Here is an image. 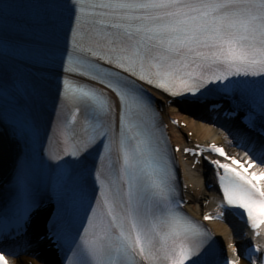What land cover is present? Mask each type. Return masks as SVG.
Masks as SVG:
<instances>
[{
	"label": "snow or ice",
	"instance_id": "6c2138e0",
	"mask_svg": "<svg viewBox=\"0 0 264 264\" xmlns=\"http://www.w3.org/2000/svg\"><path fill=\"white\" fill-rule=\"evenodd\" d=\"M24 65L52 69L54 95L30 79L21 93ZM0 73V123L11 138L0 141V161L18 149L0 244L38 226L47 194L56 211L44 217L40 238L63 254L61 264H264V140L249 135L264 138V0L6 3ZM152 90L170 98L165 106L227 98L228 115L243 111L247 131L229 135L248 168L215 144L208 155L184 151L213 166L225 202L217 218L238 216L254 243H230L226 254L183 211L172 154L180 149H170ZM17 255L0 247V264Z\"/></svg>",
	"mask_w": 264,
	"mask_h": 264
},
{
	"label": "bare ground",
	"instance_id": "6f19581e",
	"mask_svg": "<svg viewBox=\"0 0 264 264\" xmlns=\"http://www.w3.org/2000/svg\"><path fill=\"white\" fill-rule=\"evenodd\" d=\"M166 113L187 124V128L173 129L172 137L175 144L186 145L187 141L185 134L191 131L193 132V140L196 139L199 142H206L208 144L215 142L233 150V142L230 135L224 133L219 128L205 123L202 120L204 118L203 111L195 113L188 110H181L177 106H171L167 109ZM8 158L9 153L4 160L0 161V172L3 166H5V162H7ZM196 171L197 172L192 173L191 179L187 183V194L191 198V203L188 208L195 214H201L211 210L217 204L218 199L215 188L208 189L205 187V182L207 184L212 183L211 175L207 174L208 172L205 173V170L201 167H197ZM210 225L229 253H231V250L228 249L227 245L230 243L237 245H248L251 243L250 235H247V237L243 239H237L238 235L242 236L243 229L231 221L227 223L216 222ZM24 257L26 260L22 264H27V261L30 260L35 261L37 264H41L39 260L27 256Z\"/></svg>",
	"mask_w": 264,
	"mask_h": 264
}]
</instances>
